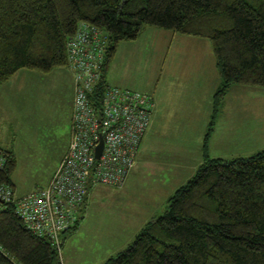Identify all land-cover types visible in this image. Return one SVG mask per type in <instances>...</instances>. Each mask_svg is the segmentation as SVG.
Wrapping results in <instances>:
<instances>
[{
	"label": "trees",
	"instance_id": "1",
	"mask_svg": "<svg viewBox=\"0 0 264 264\" xmlns=\"http://www.w3.org/2000/svg\"><path fill=\"white\" fill-rule=\"evenodd\" d=\"M82 23L103 31L108 42L99 94L110 87L106 74L119 45L136 41L144 26L210 41L222 80L198 173L107 264H264V151L231 162L208 155L230 90L264 88V0H0V88L22 71L69 69L68 44ZM0 151L7 156L0 186L15 192V155ZM87 204L61 237L62 248ZM0 264H62L51 240L31 233L13 203L0 213Z\"/></svg>",
	"mask_w": 264,
	"mask_h": 264
},
{
	"label": "rangeland",
	"instance_id": "2",
	"mask_svg": "<svg viewBox=\"0 0 264 264\" xmlns=\"http://www.w3.org/2000/svg\"><path fill=\"white\" fill-rule=\"evenodd\" d=\"M72 78L68 68L17 74L20 84L8 101L15 128L10 131L7 122L0 134L2 147L16 158L11 179L17 198L46 188L68 151ZM106 81L150 96L151 126L126 184L91 191L83 219L64 239L62 264H107L164 214L204 163L214 96L222 83L210 41L154 26L119 45ZM263 151L264 88L233 87L217 116L208 155L231 162Z\"/></svg>",
	"mask_w": 264,
	"mask_h": 264
},
{
	"label": "built area",
	"instance_id": "3",
	"mask_svg": "<svg viewBox=\"0 0 264 264\" xmlns=\"http://www.w3.org/2000/svg\"><path fill=\"white\" fill-rule=\"evenodd\" d=\"M108 42L105 33L82 23L68 44L69 69L75 76L72 133L68 151L49 185L18 199L0 186V213L15 204L26 228L48 238L61 253L64 233L72 230L95 186L122 188L136 165L154 110L150 96L101 85ZM103 151L97 159V149ZM7 156L0 151V170Z\"/></svg>",
	"mask_w": 264,
	"mask_h": 264
},
{
	"label": "crops",
	"instance_id": "4",
	"mask_svg": "<svg viewBox=\"0 0 264 264\" xmlns=\"http://www.w3.org/2000/svg\"><path fill=\"white\" fill-rule=\"evenodd\" d=\"M17 75L8 83L6 84L5 86H3L2 88H0V134L2 133V131L5 129V124L8 122L9 125H10V131L12 129L15 128V124H14V121L16 120H12L11 121V114H10V108H9V105H8V101H9V98L14 95L17 91V86L16 84H20V82L17 81L16 79ZM73 77V75H72ZM72 81H73V85H74V90H73V93H74V98H75V82H74V77L72 78ZM72 107L74 108V99H73V103H72ZM16 118H17V115H16ZM152 118V116H151ZM72 120H73V109H72V115H71V133H72ZM152 120V119H151ZM17 125V124H16ZM151 126V121H150V124H149V128ZM149 128H148V131H149ZM147 131V133H148ZM70 133V134H71ZM145 139V138H144ZM71 141V140H70ZM144 141V140H143ZM70 145V144H69ZM0 146L3 150L5 151H11L9 149H5L4 147H2L1 143H0ZM142 146V145H141ZM69 148V147H68ZM141 149V148H140ZM140 153V151H139ZM139 156V154H138ZM136 166V165H135ZM134 170V169H133ZM57 172V171H56ZM129 179V178H128ZM15 190V189H14ZM16 194V193H15ZM26 197V196H25ZM24 198V197H23ZM18 199H21V198H18Z\"/></svg>",
	"mask_w": 264,
	"mask_h": 264
},
{
	"label": "water",
	"instance_id": "5",
	"mask_svg": "<svg viewBox=\"0 0 264 264\" xmlns=\"http://www.w3.org/2000/svg\"><path fill=\"white\" fill-rule=\"evenodd\" d=\"M102 151H103V141L101 142V145L97 149V152H96L97 159H100V156L102 154Z\"/></svg>",
	"mask_w": 264,
	"mask_h": 264
}]
</instances>
